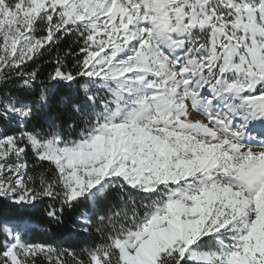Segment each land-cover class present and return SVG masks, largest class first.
Masks as SVG:
<instances>
[{"label": "snow or ice", "instance_id": "snow-or-ice-1", "mask_svg": "<svg viewBox=\"0 0 264 264\" xmlns=\"http://www.w3.org/2000/svg\"><path fill=\"white\" fill-rule=\"evenodd\" d=\"M0 264H264V0H0Z\"/></svg>", "mask_w": 264, "mask_h": 264}, {"label": "trees", "instance_id": "trees-1", "mask_svg": "<svg viewBox=\"0 0 264 264\" xmlns=\"http://www.w3.org/2000/svg\"><path fill=\"white\" fill-rule=\"evenodd\" d=\"M65 44H71V40L70 39H66V41L64 42ZM44 68H45V70H47V66L46 65H44ZM87 205L86 204H82L81 206H80V208L79 209H77V211H80L81 209H83V208H85ZM35 239H37V240H40V239H49L50 241H51V238L50 237H41V236H37V237H35ZM75 246V245H74Z\"/></svg>", "mask_w": 264, "mask_h": 264}]
</instances>
